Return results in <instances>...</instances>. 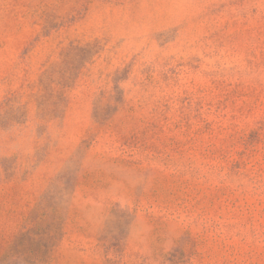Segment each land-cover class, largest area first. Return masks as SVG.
I'll use <instances>...</instances> for the list:
<instances>
[{"label":"rangeland","instance_id":"rangeland-1","mask_svg":"<svg viewBox=\"0 0 264 264\" xmlns=\"http://www.w3.org/2000/svg\"><path fill=\"white\" fill-rule=\"evenodd\" d=\"M0 264H264V0H0Z\"/></svg>","mask_w":264,"mask_h":264}]
</instances>
